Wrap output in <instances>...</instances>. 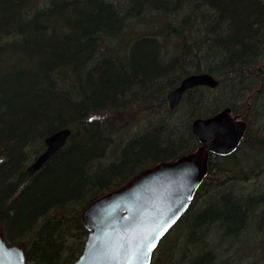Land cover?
Here are the masks:
<instances>
[{
  "label": "trees",
  "instance_id": "1",
  "mask_svg": "<svg viewBox=\"0 0 264 264\" xmlns=\"http://www.w3.org/2000/svg\"><path fill=\"white\" fill-rule=\"evenodd\" d=\"M263 72L264 0H0L6 241L23 245L28 264H72L88 235V204L194 151L192 121L231 107L246 111L241 145L211 157L190 209L151 264H239L246 250L264 257ZM201 73L220 81L221 96L194 88L182 99L185 119H174L168 94ZM143 115L151 122L134 134ZM65 128L66 146L28 173L45 139Z\"/></svg>",
  "mask_w": 264,
  "mask_h": 264
},
{
  "label": "water",
  "instance_id": "2",
  "mask_svg": "<svg viewBox=\"0 0 264 264\" xmlns=\"http://www.w3.org/2000/svg\"><path fill=\"white\" fill-rule=\"evenodd\" d=\"M212 74L189 75L168 96L170 110L177 109L186 92L197 87L215 89ZM192 132L199 146L171 161L145 168L120 187L93 200L81 213L88 231L84 249L72 264H151L162 239L190 209L209 171L211 156L237 151L247 132V122L225 107L208 117L196 118ZM72 130H59L45 139L46 149L28 167L35 174L66 146ZM0 264H28L24 247L6 241L0 226Z\"/></svg>",
  "mask_w": 264,
  "mask_h": 264
},
{
  "label": "rangeland",
  "instance_id": "3",
  "mask_svg": "<svg viewBox=\"0 0 264 264\" xmlns=\"http://www.w3.org/2000/svg\"><path fill=\"white\" fill-rule=\"evenodd\" d=\"M259 67L258 68H262V66H261V64L260 65H258ZM260 79L263 81V79H264V76H262L261 75V77H260ZM206 89H208V90H206V91H208V92H211L210 94H211V97H213V98H215L216 96H217V98H219V95L222 93V90H221V88H218V89H209V88H206ZM256 93V92H255ZM221 96V95H220ZM169 107V106H168ZM187 107H188V104L187 103H184V102H182L181 104H180V106L177 108V111H176V116H174L175 118L174 119H176V120H178V119H185L184 117H186L185 116V111L187 110ZM217 106H214L213 108H216ZM223 107V106H222ZM242 112H246V111H241V113ZM143 112L142 111H138V115H141ZM136 116V115H135ZM138 117V120H137V125H136V127H135V129H134V131H132L134 134H136L137 132H139V131H141L142 129H144V128H146L147 127V125L151 122V119H149V117H150V115L149 116H145V115H143V116H141V117H139V116H137ZM137 117H135V118H137ZM163 118V117H162ZM167 118H169V113H167L165 116H164V119L165 120H168ZM127 120H132V121H134V118H133V116L130 114V115H128V117H127ZM170 122V121H169ZM130 124H132V123H130ZM174 125V124H173ZM182 129V128H181ZM132 132H130V133H126V134H124L123 135V139H124V141H127V139L131 136V134H132ZM180 132V131H179ZM181 132H183V131H181ZM261 134L264 136V125H263V127H262V131H261ZM250 184L253 186V182L252 183H244V186L245 187H249L250 186ZM260 255V253L258 254V255H252V252H250V251H248V250H246V252H244V253H241V256H240V259H239V264H264V257L263 256H259ZM255 259H257V261L255 260ZM238 264V263H237Z\"/></svg>",
  "mask_w": 264,
  "mask_h": 264
},
{
  "label": "flooded vegetation",
  "instance_id": "4",
  "mask_svg": "<svg viewBox=\"0 0 264 264\" xmlns=\"http://www.w3.org/2000/svg\"><path fill=\"white\" fill-rule=\"evenodd\" d=\"M259 70L262 71V68H259ZM263 73H264V72H263ZM235 114H236V113H235ZM239 114L242 116V119L245 120L244 117H243V114H245V112H244V113H243V112H242V113H238V115H239ZM245 121H246V120H245Z\"/></svg>",
  "mask_w": 264,
  "mask_h": 264
}]
</instances>
